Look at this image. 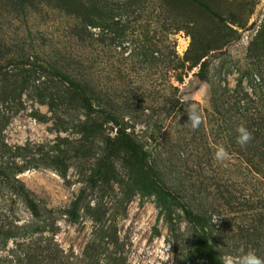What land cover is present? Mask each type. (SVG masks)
I'll return each mask as SVG.
<instances>
[{"label": "rangeland", "instance_id": "374dc122", "mask_svg": "<svg viewBox=\"0 0 264 264\" xmlns=\"http://www.w3.org/2000/svg\"><path fill=\"white\" fill-rule=\"evenodd\" d=\"M3 72L23 96L0 100L2 135L30 143L20 179L42 216L14 206L32 226L0 233V264H212L185 209L221 258H264V0H0ZM149 179L179 196L171 221Z\"/></svg>", "mask_w": 264, "mask_h": 264}, {"label": "trees", "instance_id": "16d2710c", "mask_svg": "<svg viewBox=\"0 0 264 264\" xmlns=\"http://www.w3.org/2000/svg\"><path fill=\"white\" fill-rule=\"evenodd\" d=\"M1 74L0 100L6 103L18 99L22 100V92L16 89L13 81L11 83V79L9 78L10 75L4 72L0 73V75ZM26 79L27 81L31 80L29 78ZM78 90L84 97L85 95L83 91L79 88ZM86 100L88 102L87 98ZM19 103L22 104V101ZM7 115V110L0 109V121ZM2 132L3 126L0 124V233L2 234L6 231V236L2 237L3 242H6V238L13 231V227L25 229L32 226L30 221H28V224H23L24 222L16 217L14 206L18 204L19 201L25 205L26 209L35 218H40L42 216V210L40 199L34 192L28 189L20 179V174L23 173L24 170L30 169L32 166L30 165L31 161L24 157L27 152H32L30 151V143L24 145L10 143L4 138ZM123 140L125 142V147L130 152L132 158L139 162L147 161L148 154L144 149L137 145L132 138L128 135H124ZM139 189L143 194L155 196L157 206L160 209V215L165 216L170 221L173 218L174 209L182 204L178 195L167 190L160 183L151 179L142 181L139 184ZM5 192L7 195H4ZM13 195H17L18 198H15ZM185 210L188 216L193 220H196L203 230V245L199 250L200 256L208 259L212 264H222V258L213 247L209 233L206 232L207 227L204 221L194 216L192 211ZM73 214L75 215V218L78 217L77 212H73ZM35 241L36 239L34 236L24 239L29 250L26 254L28 255V258H31L29 255L31 254V251H34Z\"/></svg>", "mask_w": 264, "mask_h": 264}, {"label": "clouds", "instance_id": "9594fccd", "mask_svg": "<svg viewBox=\"0 0 264 264\" xmlns=\"http://www.w3.org/2000/svg\"><path fill=\"white\" fill-rule=\"evenodd\" d=\"M186 112L188 115V122L185 125L190 126L191 129L195 131L203 123L202 116L200 115L198 110V105L194 102L189 103ZM236 132L237 143L241 147H245L253 139L252 132L249 131L248 128L244 125L238 126ZM214 159L217 162H223L229 159V153L224 149L223 146H218L214 153ZM160 248L162 249L160 253L161 259H169V256L166 255V253H169V245H165L163 241H161ZM222 264H264V258L258 256L254 250H248L247 252L242 251V253L236 257H223Z\"/></svg>", "mask_w": 264, "mask_h": 264}]
</instances>
